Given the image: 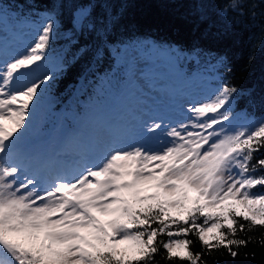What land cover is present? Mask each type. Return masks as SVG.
<instances>
[{
  "label": "snow or ice",
  "instance_id": "snow-or-ice-1",
  "mask_svg": "<svg viewBox=\"0 0 264 264\" xmlns=\"http://www.w3.org/2000/svg\"><path fill=\"white\" fill-rule=\"evenodd\" d=\"M245 3L232 0L228 7L239 11ZM85 15L81 11L76 22ZM53 27L49 19L23 53L0 61V264H153L161 247L168 260L201 264L203 254L190 250L192 240L174 238L189 232L209 251L224 247L236 257L232 246H246L250 238L228 239L221 231L209 239L205 233L211 229L205 226L223 219L234 236L237 227L232 217L240 216L249 230L264 227V194L250 191L264 186V175H256L264 170V158H254L264 149V120L254 130L217 127L229 119L218 109L236 91L227 84L214 98L191 105L192 117L170 127L166 135L171 140L161 148H110L99 164L74 177H58L42 188L35 175L18 180L23 165L14 158L15 134L26 124L40 85L50 77L24 84L20 80L44 59ZM5 121L11 122L10 128ZM146 127L155 131L161 124L153 120ZM145 183L162 191L143 195ZM189 190L197 197L186 215H169L168 208L184 207ZM228 200L243 204L247 212H232L234 205L224 204ZM216 205L220 211L205 212ZM97 213L112 218L103 221ZM199 217L203 224L197 222ZM211 227L223 225L213 222ZM238 228L244 231L245 225ZM161 234L167 241H157ZM109 238L134 244L131 250H118L115 244L104 250L101 246L107 247Z\"/></svg>",
  "mask_w": 264,
  "mask_h": 264
},
{
  "label": "trees",
  "instance_id": "trees-1",
  "mask_svg": "<svg viewBox=\"0 0 264 264\" xmlns=\"http://www.w3.org/2000/svg\"><path fill=\"white\" fill-rule=\"evenodd\" d=\"M232 0H0V15L12 21L41 22L47 14L55 23L47 51L53 58L54 69L45 90L39 95L47 96L51 107L59 109L67 117L73 106L85 110L98 109L90 100L102 102L109 84L121 86L129 80L126 59L122 58V47L143 39L163 46L174 45L183 52V63L188 71L204 69L212 73L215 83L235 88L228 98V113L240 110L244 116L257 119L264 116V2L246 0L239 11L228 7ZM255 5V7H253ZM224 9H227L225 12ZM86 15L75 26V12ZM242 13V14H241ZM254 13V14H253ZM47 68H51L46 62ZM45 68V69H47ZM41 69V70H45ZM104 79L102 91L97 85ZM83 94L81 102H72L77 88ZM45 91V92H44ZM42 97V96H41ZM88 103L86 104V102ZM39 124L32 131L36 138L45 137L42 113H37ZM68 120V119H67ZM72 126V122H69ZM77 128V127H74ZM254 158H264V149L254 153ZM256 175H264V170ZM252 192L264 194V186L256 185ZM147 203H154L149 201ZM189 208V207H187ZM174 217L181 215L171 213ZM226 211H228L226 209ZM232 212L239 213L234 208ZM198 215V214H197ZM236 220L237 231L233 236L227 230L228 221L219 222L228 239L249 240L246 246H232L236 257L228 254L224 247L209 251L197 236L189 232L186 236L174 237L192 240L190 250L201 252V264H264V227L248 229V222L240 216ZM203 224L204 218L199 217ZM239 224L245 225L240 231ZM153 227L157 225L153 223ZM176 226L172 230L175 231ZM209 239L211 237L207 236ZM161 234L157 241H167ZM214 242V241H213ZM107 250L108 247L103 248ZM161 247L153 264H190L187 260L166 259Z\"/></svg>",
  "mask_w": 264,
  "mask_h": 264
},
{
  "label": "rangeland",
  "instance_id": "rangeland-1",
  "mask_svg": "<svg viewBox=\"0 0 264 264\" xmlns=\"http://www.w3.org/2000/svg\"><path fill=\"white\" fill-rule=\"evenodd\" d=\"M78 15L79 11H76L75 26L80 24L76 22ZM49 19L55 23L54 18L47 15L38 24L26 20L8 21L0 15V61H8L15 55L23 53L27 47L31 46L38 32ZM48 53L46 49L44 59L31 67V70L21 78V84L42 80L44 75L51 74L50 70L55 67L52 66L51 56L52 60L50 62L47 60ZM183 54L184 52L174 45L153 44L145 39L122 47L121 57L126 59V68L130 73L129 80L124 84L125 89L121 88L123 85L118 87L109 84L101 97L102 102L97 99L90 100L98 109H91L83 116L79 113L85 110L79 108L78 112L75 106H73L74 111L69 109L67 117L63 116L59 109L51 107L47 96L42 94L41 97L38 94V98L30 105L26 124L15 134L14 158L23 165L18 180L35 175L40 181L37 186L42 188L58 177H74L85 168L99 164L110 148L133 145L157 149L167 145L171 140L166 135L167 130L180 123L188 122L192 117L189 111L190 106L214 98L221 89L218 84H215L213 75L209 71L185 69V63L182 61ZM46 62L49 66L51 64V68H47ZM46 85L47 81L40 87L45 90ZM104 85L103 79L97 85V91H102ZM77 90L72 100L74 103L82 101L83 94L79 91L80 86ZM228 104L229 102L226 101L218 112L226 113ZM38 112L42 113L44 123L40 131L46 133L45 137L40 138L32 135L34 132L31 133L39 124L36 118ZM226 114L229 119L222 121L217 127H224L226 130L246 127L254 130L259 122L264 120V116L259 117L258 120L252 119L251 116L245 117L238 110ZM153 120L160 123L161 128L149 131L146 125ZM69 122L73 125L69 126ZM5 125L10 128L11 122L5 121ZM74 127L77 129L74 130ZM125 179H131V177H125ZM143 187L145 188L143 195L162 191L149 186V183H145ZM196 197L197 193L189 190L184 207L181 208L179 205L170 207L169 212L181 215L182 210L194 204ZM203 202L204 198H201V203ZM224 204L234 205L233 208L236 211L247 212L243 204H237L233 200L225 201ZM220 208V205H216L205 209V212H217ZM97 215L103 221L112 218L110 215L99 213ZM211 225L212 223H208L205 226L211 229L205 233L209 237L215 234V228ZM113 244L118 250H131L134 242L109 238L107 247L110 248Z\"/></svg>",
  "mask_w": 264,
  "mask_h": 264
}]
</instances>
